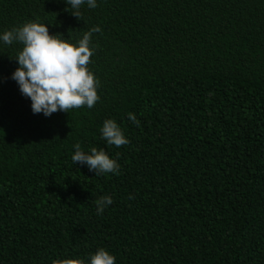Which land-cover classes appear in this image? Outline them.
Segmentation results:
<instances>
[{
  "label": "trees",
  "instance_id": "1",
  "mask_svg": "<svg viewBox=\"0 0 264 264\" xmlns=\"http://www.w3.org/2000/svg\"><path fill=\"white\" fill-rule=\"evenodd\" d=\"M0 0V32L30 20L92 34L99 100L33 114L0 43V264H264V0ZM135 115L138 123L128 119ZM113 119L129 144L100 136ZM103 149L119 174L72 163ZM103 196L113 203L97 214Z\"/></svg>",
  "mask_w": 264,
  "mask_h": 264
},
{
  "label": "clouds",
  "instance_id": "2",
  "mask_svg": "<svg viewBox=\"0 0 264 264\" xmlns=\"http://www.w3.org/2000/svg\"><path fill=\"white\" fill-rule=\"evenodd\" d=\"M72 9V15L79 18L81 8L97 7V0H64ZM96 27L85 32L75 42L64 39L60 34H49L45 23L30 20L9 30L0 32V43L22 47L13 58L17 67L11 79L18 85L22 96L30 100L33 114L50 116L57 111L68 112L86 106L91 109L99 100L97 89L99 80L89 70L90 57L94 54L92 34L99 32ZM128 119L138 123L134 114ZM100 136L108 144L117 148L129 144L123 130L113 119H105L100 128ZM72 163L87 166L89 171L99 174H119L120 165L103 149L96 147L84 151L79 143L73 145ZM96 203L97 214L113 203L109 196H103ZM54 264H116V257L103 247L89 254L87 260L65 258Z\"/></svg>",
  "mask_w": 264,
  "mask_h": 264
}]
</instances>
